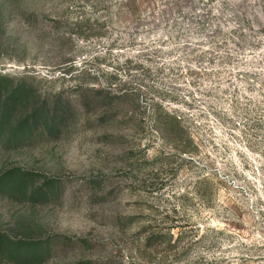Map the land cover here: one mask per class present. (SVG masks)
<instances>
[{
    "label": "rangeland",
    "instance_id": "rangeland-1",
    "mask_svg": "<svg viewBox=\"0 0 264 264\" xmlns=\"http://www.w3.org/2000/svg\"><path fill=\"white\" fill-rule=\"evenodd\" d=\"M4 5L0 74L64 121L0 146L55 191L0 195V232L46 241L39 264H264V0Z\"/></svg>",
    "mask_w": 264,
    "mask_h": 264
},
{
    "label": "trees",
    "instance_id": "trees-1",
    "mask_svg": "<svg viewBox=\"0 0 264 264\" xmlns=\"http://www.w3.org/2000/svg\"><path fill=\"white\" fill-rule=\"evenodd\" d=\"M24 0H6V13L14 11L15 4ZM27 87L18 77H9L0 74V146L6 149L17 148L30 144L49 134L58 133L64 121L61 114H47L46 104L31 102L28 105ZM174 126L190 143L191 137L179 126V121L170 116ZM166 137L171 131L164 130ZM181 153H190L186 145L177 147ZM32 177L29 171L19 166H13L0 172V195L12 199L13 197L45 202L54 196L52 183L45 180L39 186L29 189L28 180ZM160 233L147 234L144 237L145 247L162 243L168 246L173 240V233L168 230L166 239L162 241ZM46 241L34 238L12 237L0 232V264H39L47 254Z\"/></svg>",
    "mask_w": 264,
    "mask_h": 264
}]
</instances>
